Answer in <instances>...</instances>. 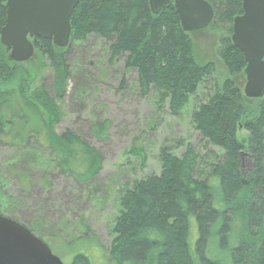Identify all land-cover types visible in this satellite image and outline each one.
Listing matches in <instances>:
<instances>
[{"label":"trees","instance_id":"trees-1","mask_svg":"<svg viewBox=\"0 0 264 264\" xmlns=\"http://www.w3.org/2000/svg\"><path fill=\"white\" fill-rule=\"evenodd\" d=\"M205 1L214 12L207 28L217 34L214 56L224 69L222 77L214 60L196 55L172 1L154 14L148 0H80L71 14V39L92 35L104 41L107 64L123 59V70L134 71L140 90L152 91L169 114L182 113L203 87L206 99H196L191 123L221 152L200 156L188 145L177 156L161 148L159 173L133 180L124 190L108 264H264V94L247 98L236 81L246 62L230 37L242 0ZM5 21L6 4L0 0V30ZM31 40L51 69L52 90L35 83L29 64L10 60L0 43V142L17 147L14 164L27 183L35 159L28 148L35 144L48 151L49 164L75 182L91 185L101 167L99 152L73 131L54 129L72 77L70 45L56 47L51 38ZM83 74L77 73L76 84ZM83 89L75 91L76 98ZM109 122H90L88 130L106 141ZM239 130L246 136L239 137ZM4 193L0 182V213L17 220L1 200L7 198ZM34 222L24 219L21 224L33 234L45 232ZM68 223L62 218L57 234L76 233L73 243L80 247L67 264H96L82 219L71 223L70 233ZM39 236L50 247L49 235Z\"/></svg>","mask_w":264,"mask_h":264},{"label":"rangeland","instance_id":"rangeland-1","mask_svg":"<svg viewBox=\"0 0 264 264\" xmlns=\"http://www.w3.org/2000/svg\"><path fill=\"white\" fill-rule=\"evenodd\" d=\"M189 37L196 55L201 60H214L220 76H224V69L214 56L217 34L205 28L189 32ZM69 45L67 63L72 77L68 80L66 98L59 102L62 116L54 129L58 133L65 129L73 131L99 152L102 161L95 182L91 185L75 182L70 175L49 164L45 148L31 144L28 150L35 154V159L27 183L14 164L17 147L0 142V182L7 196L1 200L13 208L11 214L20 223L31 219L41 224L45 232L35 235H49L52 253L65 264L80 245L73 243L76 233L70 236L59 231L57 234L58 223L65 218L75 224L81 218L96 264H108L107 252L115 236L112 228L121 209L124 190L133 180L159 173L161 148H169L177 156L188 145L200 156H208V152H218L221 156V152L207 143L191 123L196 99H206L203 87L182 113L171 115L166 104L157 103L152 91L140 90L134 71L123 70V59L112 66L107 64L104 41L92 35L79 42L70 37ZM26 62L35 74V83L44 84L51 93L52 73L45 66L46 60L34 49ZM81 71L86 77L78 85L77 73ZM236 81L242 89L245 75L240 74ZM77 87L84 88L78 98ZM74 98L79 102L73 101ZM102 119L110 121L106 141L96 139L88 130L90 122ZM238 136L245 137L246 132L239 130ZM134 146H139L141 151ZM247 165L243 158L242 166ZM71 223L67 226L69 233ZM191 234H195L194 228Z\"/></svg>","mask_w":264,"mask_h":264},{"label":"water","instance_id":"water-1","mask_svg":"<svg viewBox=\"0 0 264 264\" xmlns=\"http://www.w3.org/2000/svg\"><path fill=\"white\" fill-rule=\"evenodd\" d=\"M6 21L0 43L9 59L26 62L34 54L32 38H51L59 48L68 46L70 17L80 0H3ZM158 14L170 1L185 32L206 28L213 19L205 0H148ZM231 41L246 62L243 93L247 98L264 94V0H242V13L232 22ZM0 264H64L48 244L15 219L0 213Z\"/></svg>","mask_w":264,"mask_h":264}]
</instances>
